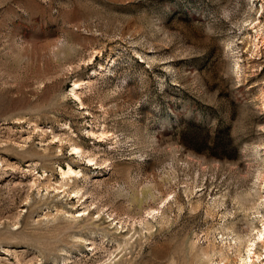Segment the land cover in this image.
Masks as SVG:
<instances>
[{
  "label": "rangeland",
  "instance_id": "374dc122",
  "mask_svg": "<svg viewBox=\"0 0 264 264\" xmlns=\"http://www.w3.org/2000/svg\"><path fill=\"white\" fill-rule=\"evenodd\" d=\"M263 226L264 0H0V264H263Z\"/></svg>",
  "mask_w": 264,
  "mask_h": 264
},
{
  "label": "bare ground",
  "instance_id": "6f19581e",
  "mask_svg": "<svg viewBox=\"0 0 264 264\" xmlns=\"http://www.w3.org/2000/svg\"><path fill=\"white\" fill-rule=\"evenodd\" d=\"M74 88V87H73ZM73 91V90H72ZM78 150V149H77ZM76 151V150H75ZM75 173L76 171H74L70 166H67V168L66 169H63V170H61V174H62V176L65 178V176H67V175H71V173ZM61 176V177H62ZM264 236V226L262 227V228H260L259 230H258V233H257V238L258 239H261L262 237ZM264 238V237H263ZM262 240V239H261ZM248 249V248H247ZM246 249V250H247ZM252 251V248L250 247L249 249H248V254L246 255L247 256V258H249V260L248 261H244V260H241V261H244L245 262V264L247 263V264H250V262H252L251 260H253V258L254 257H256L255 259H257L258 258V256L257 255H254V253H252L251 252ZM246 259V258H245ZM254 261V260H253ZM244 264V263H243ZM264 264V263H263Z\"/></svg>",
  "mask_w": 264,
  "mask_h": 264
}]
</instances>
